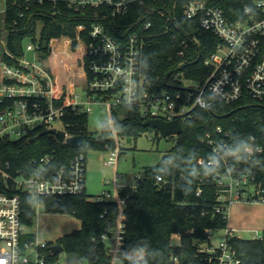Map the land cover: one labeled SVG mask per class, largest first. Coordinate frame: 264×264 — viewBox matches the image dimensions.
Segmentation results:
<instances>
[{
	"label": "built area",
	"instance_id": "built-area-1",
	"mask_svg": "<svg viewBox=\"0 0 264 264\" xmlns=\"http://www.w3.org/2000/svg\"><path fill=\"white\" fill-rule=\"evenodd\" d=\"M44 1L60 3L78 13L102 9L104 13L95 12L94 17L104 20L121 17L130 4L143 5L146 0H25L24 6L28 10L33 3L43 5ZM7 3L0 0V140H20L38 129L56 128L66 133L62 122L65 108L88 113L92 104L102 102L109 111L115 106H135L145 121H178L181 126L192 118L196 109L211 110L212 101L230 106L247 98L264 104V0H184V18L197 21L201 32L210 33L216 39L215 46L203 61L208 72L202 82L188 80L179 73L161 90L152 89L141 71L143 33L135 30L125 42H120L110 36L104 23L92 24L89 44L76 38L75 48L81 46L82 54L73 68L84 82L82 102L74 92V84L59 85L48 59L40 60L42 42L38 35L27 38L30 43L26 45V52L35 53L32 62L26 60L24 49L21 56L8 51L4 26ZM168 19L175 26L174 19L171 16ZM150 27L151 23H146L144 31ZM83 30V25L76 27L78 33ZM64 39L72 47V40L62 37L51 39L47 48L52 53ZM184 45L188 47V40ZM86 57L89 59L87 68ZM87 72L92 74L91 79ZM154 131L157 138L161 136ZM68 137L66 133L65 138ZM201 142L211 150V156L198 157L197 164L223 168V171L216 172L212 179L208 172L200 178L197 195L205 183L214 182L215 212L226 221L227 211L234 203H264L262 190L243 170L244 157L249 161L253 156L264 154V146L253 136L239 134L231 138L221 126L206 132ZM118 156L115 149L107 164H115ZM50 160L49 156L33 159L25 169L14 173L10 172L9 164L4 168L0 166V264H58L59 253L54 254L52 250L55 244L41 242L37 235L27 231L28 226L22 219L21 197L59 199L83 193L87 160L84 154H79L67 168L49 172ZM157 180L160 182L161 178ZM251 187H254L253 193H249ZM118 189L114 181L113 193L95 197L96 201H114L118 210L115 226L105 229L100 238L109 264H124L127 197L121 196ZM39 206L36 201L35 212ZM225 234V242L219 247L207 250L199 246V252L208 254V262L212 264H241L238 251L227 242L235 234L228 227ZM173 261L177 263L178 259Z\"/></svg>",
	"mask_w": 264,
	"mask_h": 264
},
{
	"label": "trees",
	"instance_id": "trees-1",
	"mask_svg": "<svg viewBox=\"0 0 264 264\" xmlns=\"http://www.w3.org/2000/svg\"><path fill=\"white\" fill-rule=\"evenodd\" d=\"M7 2L4 21L6 47L15 56H21L24 41L36 35L41 42L68 38L72 40V49L76 47L77 37L89 44L92 24L102 22L110 36L120 42H125L135 30L143 33L145 42L141 71L152 89H165L163 81L168 74L167 81L180 73L195 82H202L207 75L203 61L213 51L216 39L210 33L201 32L197 21L184 18V0H146L143 5L133 3L121 17L104 20L94 17L95 12L103 14L102 9H87L78 13L60 3L44 1L43 5L33 3L27 10L25 0ZM20 14H23L22 18ZM169 16L174 19L175 26L170 24ZM148 22L151 27L144 31L143 27ZM78 25H83L85 30L76 32ZM185 40H188V47L184 45ZM66 47L67 40L64 39L63 48ZM50 54L49 48L43 49L41 46L39 49L41 61H46ZM85 63L87 68V57ZM87 75L89 79L93 77L89 72ZM110 118L113 131L109 123H105L102 133L95 138L87 128V113L67 107L62 116L64 129L69 136H82L83 147L71 148L55 135L43 134L45 130L38 129L20 140H0V166L4 168L9 164L10 172L14 173L25 169L33 159L49 156L48 170L55 172L67 168L79 154H84L86 158L89 146L115 150L117 144L114 135L116 138H136L152 130L144 127L145 119L135 106L112 107ZM216 126H221L231 138L239 134L253 136L258 144L264 146V104L246 98L230 106L212 101L211 110L196 109L192 118L182 123V134L169 154L164 155L155 166L146 167L137 178L134 189H119L120 195L127 197L124 209V264H212L208 262V254L199 252L200 243L208 241L213 230L226 229L227 221L215 212L214 182L205 183L199 195L197 188L200 178L207 172L212 179L223 168L199 166L197 158L203 156L207 159L211 156V150L201 139ZM244 165V172L262 190L264 197V154L253 156L249 161L245 156ZM158 177L161 178L160 182ZM21 200L22 219L28 227L34 223L36 201L49 212L78 218L80 229L60 238L57 243L64 252L81 262L109 264L100 238L105 229L115 226L118 210L114 201H96L85 191L59 199L34 200L24 195ZM174 236L179 238V245H173ZM227 242L238 251L241 264H264L262 240L233 237ZM174 258L178 259L177 263L173 261Z\"/></svg>",
	"mask_w": 264,
	"mask_h": 264
},
{
	"label": "rangeland",
	"instance_id": "rangeland-1",
	"mask_svg": "<svg viewBox=\"0 0 264 264\" xmlns=\"http://www.w3.org/2000/svg\"><path fill=\"white\" fill-rule=\"evenodd\" d=\"M30 40L26 39L23 43L25 58L32 62L35 56L34 52H26V45ZM81 46L72 49L71 45L63 48V41L59 42L51 55L59 54L58 59H65L67 66L64 65L60 71V78L64 83L69 81L74 84L75 93L79 95L80 102L84 101L83 79L78 77L73 68L74 62L82 54ZM66 52H68L66 54ZM68 55V57H67ZM88 115V131L93 137L97 138L102 133L105 123H109L113 131L110 118V111L106 104L95 103L90 106ZM57 128H61L56 125ZM114 134V133H113ZM115 138L116 151L120 149V155L115 164H107L110 153L114 150H101L92 147L86 149L85 164V193L88 196L97 197L113 193L114 181L119 188L130 187L136 184L137 178L142 174L146 167H153L159 163L160 159L169 154L174 146L177 137L169 136L157 138L154 130H148L138 137ZM254 192L251 187L249 193ZM80 220L73 215L59 212H49L44 206L37 208L34 223L27 227V231L37 235L39 241L56 244L57 241L65 235L78 231L80 229ZM227 227L233 231L234 237L239 239L251 240L255 237V232H260V239L264 245V203L237 202L231 205L227 211ZM225 229L213 230L210 233L209 240L201 242L200 246L204 249H215L225 242ZM173 245H179V238H172ZM58 264H87L81 262L78 258L68 255L66 252L58 254Z\"/></svg>",
	"mask_w": 264,
	"mask_h": 264
},
{
	"label": "water",
	"instance_id": "water-1",
	"mask_svg": "<svg viewBox=\"0 0 264 264\" xmlns=\"http://www.w3.org/2000/svg\"><path fill=\"white\" fill-rule=\"evenodd\" d=\"M42 48H47V42H42ZM169 78V74L165 76L163 84L167 86V80ZM144 127L150 128L152 130H156L163 138H167L169 136H180L182 134V126L178 121L173 122H165L162 120H147L144 122ZM53 134L57 137V139L70 146L71 148L79 149L83 147L84 141L82 136H70L65 138L66 133L62 130L49 129L45 130L43 134ZM52 250L54 254H58L63 251V247L60 244H55L52 246Z\"/></svg>",
	"mask_w": 264,
	"mask_h": 264
},
{
	"label": "crops",
	"instance_id": "crops-1",
	"mask_svg": "<svg viewBox=\"0 0 264 264\" xmlns=\"http://www.w3.org/2000/svg\"><path fill=\"white\" fill-rule=\"evenodd\" d=\"M59 57H60L59 54H54V55H51L47 61L51 69L53 70V73L55 74L58 84L59 85L68 84L70 81L68 83H64L62 79L60 78V74H59L61 73L60 71H62V69L64 68V65L66 66L67 62L65 61V59L59 60L58 59ZM113 192H114V189H113ZM254 234H255L254 239H257V237L260 235V232L256 231Z\"/></svg>",
	"mask_w": 264,
	"mask_h": 264
}]
</instances>
